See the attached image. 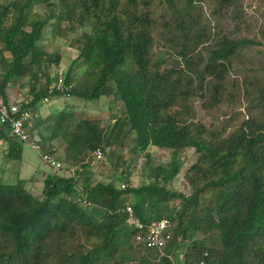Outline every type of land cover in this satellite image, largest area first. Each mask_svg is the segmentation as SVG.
<instances>
[{"label": "trees", "instance_id": "trees-1", "mask_svg": "<svg viewBox=\"0 0 264 264\" xmlns=\"http://www.w3.org/2000/svg\"><path fill=\"white\" fill-rule=\"evenodd\" d=\"M175 3L0 0L1 101H9L8 85H27L20 106L31 114L28 121L37 117L32 127L37 138L28 133L41 157L44 153L64 163L86 159L72 173H45L36 195L26 188V179H0V263L264 264V120L246 119L228 134H215L190 118L186 101L207 92L216 103L231 58L253 40L206 34L193 19L164 21L171 49L164 53L174 64L160 69L159 58L152 59L153 28L164 13L154 14L165 8L175 12ZM240 5L241 0H213L211 15L229 16ZM63 23L70 31L81 30L71 41L77 54L51 78L48 67L58 65L60 55L39 43L47 33L51 39L60 34ZM260 34L264 41V22ZM211 38L212 46L203 47L202 54L200 47ZM103 92L116 94L122 103L121 115L110 126L63 107L39 119L43 98L91 101ZM9 127L0 123V143L6 142L1 150L7 160H16L28 142L9 134ZM114 145H128L129 153L143 154L146 164L149 146L170 150V159L151 166L152 181L138 186L129 182L127 171L115 176L120 186L93 181V153ZM186 148L197 156L184 173L189 192L183 193L169 185L181 171L179 152ZM114 155H108L115 159L112 164L123 166L121 156ZM162 219L169 221L164 246L149 248L136 239L152 221ZM134 249L137 259L131 257Z\"/></svg>", "mask_w": 264, "mask_h": 264}, {"label": "rangeland", "instance_id": "rangeland-1", "mask_svg": "<svg viewBox=\"0 0 264 264\" xmlns=\"http://www.w3.org/2000/svg\"><path fill=\"white\" fill-rule=\"evenodd\" d=\"M176 2L175 12L165 8L154 14V17L158 18L157 14L164 13V17L158 18L153 28L152 59L155 61L159 58L160 69L174 64L172 57L169 56L170 53H164L165 50H171L167 44L169 34L165 24H172L176 18L193 19L195 28L202 29L206 34L211 32L214 36L224 34L234 38L244 37L253 40L251 43L242 45L238 49V54L231 58L229 70L224 76L216 103H212L207 92L204 96L197 95L186 100L187 105L191 108L190 118L206 128L207 132L213 131L215 134L224 135L237 128L246 119L264 120V103H260L264 98V41L260 34V27L264 22V0H241L239 9L231 14L229 12V16H218L217 14L212 16L213 0H202L193 4H188L186 0H176ZM164 21H166L165 24ZM80 32V29L70 31L67 23H63L60 34H56L51 39V34L47 33L45 39L40 41L39 46L43 49L60 55L59 64H51L48 67L51 78L57 69H66L70 60L75 58L77 51L71 45V41ZM258 40L260 43L257 42ZM212 44L213 39L211 38L206 46L205 44L202 45L200 47L202 54L206 52L203 47H209ZM27 88V85L22 89L17 84L8 85L6 87L7 99L9 101L24 99ZM259 89L263 94L260 93ZM62 107L71 109L78 116L98 118L101 124L107 127L112 124L113 117L121 115L122 103L116 94L106 92H103L99 99L91 101L71 96L53 97L45 104L39 105L38 116L40 121L46 120L49 114L51 116L56 115L62 110ZM36 118L27 122L29 123L28 131L35 136L34 138H37L36 129L32 127L37 122ZM5 144L6 142L0 143V179L6 182H14L18 177L26 179V188L34 195L38 194L42 186L41 179L45 173L56 171L62 174L57 169L68 170L69 173H72L80 168L81 162L86 161L84 158L83 161L64 163L57 159L59 166L56 168L54 165L45 162L41 153L29 144L23 145L19 159L7 160L1 150ZM128 147V145L123 147L114 145L106 148L104 152L101 151L100 157L92 155L91 179L103 182L114 181L120 186L122 181L116 179L115 176L127 171L129 172V182L133 186H138L152 181L151 166L166 164L170 159V150L149 146L147 151L150 153V163L146 164L143 154L134 156L129 153ZM112 151L115 155L121 156L124 161L123 166L116 168L112 164L115 159L110 160L108 158ZM58 152H62L61 147H58ZM115 155L114 158H116ZM179 156L183 163L182 168L169 188L188 193L189 186L184 179V173L196 160L197 155L192 148H186L180 150ZM167 204L174 207L176 203L169 201ZM136 250L131 253V257L135 259L138 257ZM0 264L6 263L2 261Z\"/></svg>", "mask_w": 264, "mask_h": 264}, {"label": "built area", "instance_id": "built-area-1", "mask_svg": "<svg viewBox=\"0 0 264 264\" xmlns=\"http://www.w3.org/2000/svg\"><path fill=\"white\" fill-rule=\"evenodd\" d=\"M58 81L61 82L59 76ZM42 103L47 102V98H43ZM31 118L29 111L21 108L20 100L3 102L0 100V123H7L10 125L9 134L20 138L23 141H27L28 144L35 150L41 153L40 146L35 141L31 140L28 133L27 121ZM102 154L101 150H96L93 155L100 157ZM42 159L49 162L51 165L59 166L58 162L52 159L49 155L42 153ZM126 211L129 215L132 214V208L126 205ZM130 223H134L138 228H142V225L138 221L128 220ZM169 225L167 219L159 221H152L146 228L145 233L137 234L136 239L142 242L146 247L149 248H161L164 246L166 239L169 234L166 233V228ZM180 264H205L203 261L186 262L181 261Z\"/></svg>", "mask_w": 264, "mask_h": 264}]
</instances>
